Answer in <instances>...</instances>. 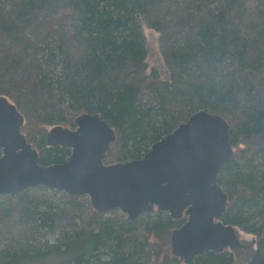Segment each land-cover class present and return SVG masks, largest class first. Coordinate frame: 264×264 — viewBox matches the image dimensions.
Wrapping results in <instances>:
<instances>
[{"label":"trees","instance_id":"16d2710c","mask_svg":"<svg viewBox=\"0 0 264 264\" xmlns=\"http://www.w3.org/2000/svg\"><path fill=\"white\" fill-rule=\"evenodd\" d=\"M143 22L160 34L169 79L148 70ZM0 94L25 116L41 164L71 154L41 128H74L84 112L116 131L105 163L143 157L199 110L223 115L234 155L218 175L221 220L257 248L245 263L229 248L174 261L264 264V0H0ZM186 219L131 221L45 186L0 194V264H148L151 238Z\"/></svg>","mask_w":264,"mask_h":264},{"label":"water","instance_id":"95a60500","mask_svg":"<svg viewBox=\"0 0 264 264\" xmlns=\"http://www.w3.org/2000/svg\"><path fill=\"white\" fill-rule=\"evenodd\" d=\"M25 116L0 94V194L16 195L45 186L86 195L97 212L119 209L128 219L154 210L186 221L172 231V251L186 263L210 250L248 247L235 226L221 217L228 194L218 183L224 164L234 155L230 124L221 114L193 113L156 141L141 158L106 164L116 131L98 113L84 112L75 128L53 126L48 145L69 147L63 162L41 164L40 153L22 132Z\"/></svg>","mask_w":264,"mask_h":264},{"label":"rangeland","instance_id":"374dc122","mask_svg":"<svg viewBox=\"0 0 264 264\" xmlns=\"http://www.w3.org/2000/svg\"><path fill=\"white\" fill-rule=\"evenodd\" d=\"M143 31L146 35L147 40V62L149 67L148 70L151 71L153 68H155L162 78L169 79V72L165 65L164 57L160 49L159 32L150 28L145 22H143ZM52 127L53 126H46L44 128H41L44 129L43 132L45 136ZM236 231L241 239V242L248 245L250 244L246 248L238 247L236 249H233L235 258H237L239 262L245 263L250 259L257 248L256 236L251 233H246L240 229H236ZM171 235L172 230L165 235H156L151 238V254L148 260V264H178L174 260H180L181 258H177L173 254Z\"/></svg>","mask_w":264,"mask_h":264},{"label":"bare ground","instance_id":"6f19581e","mask_svg":"<svg viewBox=\"0 0 264 264\" xmlns=\"http://www.w3.org/2000/svg\"><path fill=\"white\" fill-rule=\"evenodd\" d=\"M173 231V230H172ZM182 259V258H181Z\"/></svg>","mask_w":264,"mask_h":264},{"label":"flooded vegetation","instance_id":"af4514ba","mask_svg":"<svg viewBox=\"0 0 264 264\" xmlns=\"http://www.w3.org/2000/svg\"><path fill=\"white\" fill-rule=\"evenodd\" d=\"M154 211H155V210H154ZM154 211H153V212H154Z\"/></svg>","mask_w":264,"mask_h":264}]
</instances>
